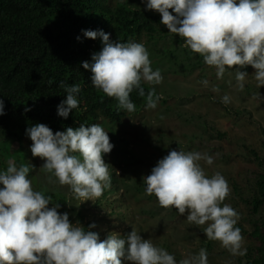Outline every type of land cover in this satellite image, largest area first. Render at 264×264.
I'll use <instances>...</instances> for the list:
<instances>
[{"label": "clouds", "instance_id": "1", "mask_svg": "<svg viewBox=\"0 0 264 264\" xmlns=\"http://www.w3.org/2000/svg\"><path fill=\"white\" fill-rule=\"evenodd\" d=\"M126 1L130 8L161 19L162 27L150 44L159 46L170 40L179 46L180 54L185 49L199 54L207 66L216 69L217 79L234 71L236 88L241 92L249 75L236 66L250 65L255 69L252 76L257 87H264V0ZM83 36L103 44L100 52L92 54L91 63H82L92 73V86L114 98L120 109L130 113L129 118L119 124L101 119L98 124H80L76 129L69 127L55 133L37 123L26 129V135L32 141V155L44 161L39 169L49 174V183L68 186L76 200L94 203L111 185L104 157L114 145L102 124L122 127L141 109H156L158 102L165 100L156 89L163 76L159 69L152 68V45L114 42L103 30H84ZM200 83L209 85L207 80ZM145 84L150 87L147 92ZM61 87L67 95L58 105L57 114L68 119L80 107L77 96L82 89L79 84ZM134 91L146 98L137 111L130 99ZM211 91L219 93L220 89L213 86ZM222 102L227 106L231 97L223 95ZM3 115L5 104L0 100V116ZM11 142L18 146L17 157L20 145ZM3 160L5 157L0 158V264H209L206 248L177 261L151 239H143L134 227L127 236L111 233L101 240L98 233L90 230L95 224L88 229L72 224L69 214L59 211L61 204H53L51 196L34 189L29 178L32 164L17 166L9 160L5 169L1 166ZM214 160L212 155L195 150H172L143 178L145 194L154 195L164 209L178 210L180 216L187 212L186 222L201 228L207 240L218 241L232 256L244 257L247 248L237 226L239 213L225 203L230 186L221 173L209 176L204 168L212 166Z\"/></svg>", "mask_w": 264, "mask_h": 264}, {"label": "trees", "instance_id": "2", "mask_svg": "<svg viewBox=\"0 0 264 264\" xmlns=\"http://www.w3.org/2000/svg\"><path fill=\"white\" fill-rule=\"evenodd\" d=\"M160 21L158 15L130 8L126 0H0V100L5 104V115L0 116V140L3 144L6 140L19 143L14 162L17 166H34L32 175H29L34 189L51 196L53 204H61V213L74 211L67 193L70 189L60 186L54 192L45 191L44 184L38 181L40 175L46 174L41 169L43 160L32 155V141L26 135V129L42 123L55 133L69 127L76 129L80 124H98L101 119L116 124L126 121L130 113L120 109L114 98L95 89L92 86V73L82 67L85 61L91 63L92 54L100 52L103 47L101 40L88 39L83 36V31L103 30L110 34L114 42L141 41L148 46L152 45L151 39L157 36L162 27ZM157 46L156 43L151 46L155 59ZM176 57L183 68L174 63L173 69L188 71L205 64L199 54L188 49H185V57L182 54ZM243 70L249 71L252 67L249 65ZM61 84H79L82 89L77 96L80 107L73 110L68 119L57 114L58 105L67 95ZM144 87L146 92L150 90L148 85ZM130 99L136 105V111L146 102V98L135 91L130 94ZM218 136L222 139L226 135L221 133ZM162 138L163 142H167L168 139ZM243 149L259 169L253 180H248L252 194H243L238 185L228 182L231 191L225 203L239 213L237 226L241 228L242 236L250 242L247 255L241 257L240 264H264V140L259 150L245 146ZM209 151L207 149L206 153ZM216 154L208 153L218 162ZM2 156L0 154V158ZM6 161L1 163L5 169ZM225 167L228 170L229 164ZM242 181L247 179L243 177ZM145 188L142 181L136 185L141 194H145ZM153 198L154 195L149 197L150 200ZM77 217L79 224L87 229L84 212L78 213ZM177 217L182 216L178 214ZM98 226L101 227V224ZM181 240L176 242L169 234H162L163 243L160 246L179 261L190 255L189 247L194 246L189 241ZM206 244L208 254L215 250L212 243Z\"/></svg>", "mask_w": 264, "mask_h": 264}, {"label": "rangeland", "instance_id": "3", "mask_svg": "<svg viewBox=\"0 0 264 264\" xmlns=\"http://www.w3.org/2000/svg\"><path fill=\"white\" fill-rule=\"evenodd\" d=\"M158 47L157 59L150 60L153 70L159 69L163 76L162 84L156 89L165 102L159 101L156 109H141L122 127L102 124L114 145L112 152L104 157L109 165L111 185L94 203L76 200L67 190L69 203L74 207L69 219L77 224V214L84 212V225L87 224L88 229L95 224L96 227L90 230L98 233L101 240L107 239L111 233L127 236L133 226L143 239H151L158 247L163 243L162 234H169L176 242H182L181 239L189 241L194 245L189 247V254H198L201 248H206V242L212 243L215 250L208 254L209 264H240L241 257L232 256L218 241L207 240L201 228L186 222L187 212L177 217L178 210L160 207L156 197L150 200L151 196L139 193L136 185L143 182V178L150 175L158 161L170 151L181 149L206 153L208 149L211 150L208 153H219V161H214L212 166L204 165L206 173L211 176L219 172L227 182L238 185L243 194H252L248 180H253L259 169L243 147L259 150L264 140V87H257L252 76L254 68L244 71L236 66L249 75L243 92L236 88L234 71L217 79L216 69L206 64L188 71L173 69L174 63L183 68L176 57L180 54L179 46L164 40ZM146 48L150 51V47ZM181 53L185 57V50ZM202 80L209 82L208 87L200 83ZM213 86L219 87L220 92H212ZM225 94L231 97L227 106L222 102ZM221 133L226 135L222 139L218 138ZM162 136L168 139L167 142H163ZM5 142L3 144L0 140V154L7 161H15L17 144ZM243 177L247 181H242ZM39 182L49 191L60 187L49 183L47 173L40 175ZM243 238L247 248L250 242Z\"/></svg>", "mask_w": 264, "mask_h": 264}]
</instances>
